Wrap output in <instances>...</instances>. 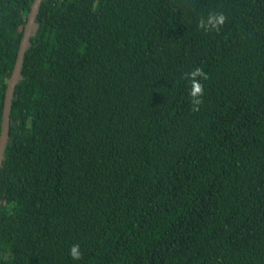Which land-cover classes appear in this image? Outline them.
Instances as JSON below:
<instances>
[{"label": "trees", "instance_id": "16d2710c", "mask_svg": "<svg viewBox=\"0 0 264 264\" xmlns=\"http://www.w3.org/2000/svg\"><path fill=\"white\" fill-rule=\"evenodd\" d=\"M32 2L0 0V125ZM210 11L218 33L197 28ZM0 264H264V0H43L1 157Z\"/></svg>", "mask_w": 264, "mask_h": 264}, {"label": "clouds", "instance_id": "9594fccd", "mask_svg": "<svg viewBox=\"0 0 264 264\" xmlns=\"http://www.w3.org/2000/svg\"><path fill=\"white\" fill-rule=\"evenodd\" d=\"M227 16L223 12L210 11L207 16H202L197 28L203 30L205 33L219 32L226 24ZM184 79L188 81V96L190 97L191 111L199 112L203 104L204 84L201 81H207L208 75L200 67L185 73ZM69 255L73 260L79 261L82 259V252L79 244L73 245L70 248Z\"/></svg>", "mask_w": 264, "mask_h": 264}, {"label": "water", "instance_id": "95a60500", "mask_svg": "<svg viewBox=\"0 0 264 264\" xmlns=\"http://www.w3.org/2000/svg\"><path fill=\"white\" fill-rule=\"evenodd\" d=\"M42 1L43 0H33L32 2V5L26 17V22L23 26V32L17 50L15 63L12 72L7 80L6 90L3 100L2 120L0 125V165H1L2 151L4 149L8 137L9 114H10L11 100L14 93V88L20 76V70L22 66L24 53L29 43V38L32 34V30L35 25V18Z\"/></svg>", "mask_w": 264, "mask_h": 264}]
</instances>
